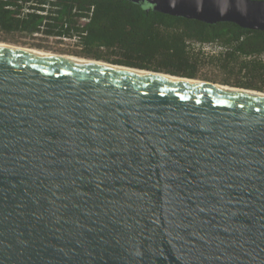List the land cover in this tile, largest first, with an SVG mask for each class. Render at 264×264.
I'll list each match as a JSON object with an SVG mask.
<instances>
[{"label":"water","instance_id":"water-1","mask_svg":"<svg viewBox=\"0 0 264 264\" xmlns=\"http://www.w3.org/2000/svg\"><path fill=\"white\" fill-rule=\"evenodd\" d=\"M130 1L264 30V0ZM110 64L0 47V264H264V91Z\"/></svg>","mask_w":264,"mask_h":264},{"label":"trees","instance_id":"trees-1","mask_svg":"<svg viewBox=\"0 0 264 264\" xmlns=\"http://www.w3.org/2000/svg\"><path fill=\"white\" fill-rule=\"evenodd\" d=\"M35 33L77 36V54L87 58L189 78H210L205 69L222 74L224 84L264 91V30L233 22L174 16L130 0H0V39ZM206 45L218 50L206 52Z\"/></svg>","mask_w":264,"mask_h":264},{"label":"rangeland","instance_id":"rangeland-1","mask_svg":"<svg viewBox=\"0 0 264 264\" xmlns=\"http://www.w3.org/2000/svg\"><path fill=\"white\" fill-rule=\"evenodd\" d=\"M0 41H6L9 43L11 42V43L17 44V45L29 46V47H33L36 49L52 51V52L61 53V54H71V55L85 57V56H82L80 54H77L78 53V47L73 42H71V41H63L62 42V41L56 40L55 38H51V37L44 38L41 35H33L32 37L31 36H25V37L21 38L19 42H13V41L3 40V39H0ZM203 48L206 52H211V51L216 52L218 50L215 47H212L211 45H206ZM91 59H93V58H91ZM203 71L210 78H196V79L211 81V82L219 83V84H224V83H222V80H221V78H223L222 74H218V73H215L213 71H208L205 69ZM230 86H232V85H230Z\"/></svg>","mask_w":264,"mask_h":264},{"label":"bare ground","instance_id":"bare-ground-1","mask_svg":"<svg viewBox=\"0 0 264 264\" xmlns=\"http://www.w3.org/2000/svg\"><path fill=\"white\" fill-rule=\"evenodd\" d=\"M0 47L18 49V50H23L25 52H30V53L40 54V55H46V56L69 58V59H74V60L85 62V63H89V64H97V65H102V66H111L110 62L103 61V60L91 59V58L81 57V56H76V55H71V54H61V53H56V52H52V51L36 49V48H33V47H29V46L17 45V44H13L11 42L9 43V42H6V41H0ZM121 68L124 69L123 67H121ZM192 81H201V80L195 78ZM204 82H206L208 84H211V82H207V81H204ZM217 85H221V84H217ZM223 86H225V88H231L230 85H228V86L227 85H223ZM256 92L260 93V91L258 92V90ZM261 92H263V91H261Z\"/></svg>","mask_w":264,"mask_h":264},{"label":"built area","instance_id":"built-area-1","mask_svg":"<svg viewBox=\"0 0 264 264\" xmlns=\"http://www.w3.org/2000/svg\"><path fill=\"white\" fill-rule=\"evenodd\" d=\"M32 4V3H30ZM39 12L40 14H46V12L44 11H37ZM92 12H93V8L91 9V11L89 12V15L88 16H85V17H82L79 21L82 25H84L85 23H87L89 20H90V16L92 15ZM34 35H42L41 33H35ZM51 38H55L56 40H59V41H71L73 42L75 45L76 43H78L79 39L77 36H74V37H59V36H51ZM77 46V45H76ZM78 47V46H77ZM263 59H264V55H263Z\"/></svg>","mask_w":264,"mask_h":264}]
</instances>
